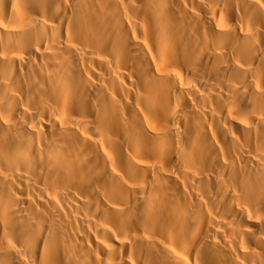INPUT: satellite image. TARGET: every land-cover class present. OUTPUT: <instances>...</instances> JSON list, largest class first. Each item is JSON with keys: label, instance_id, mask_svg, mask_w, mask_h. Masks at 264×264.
Masks as SVG:
<instances>
[{"label": "bare ground", "instance_id": "obj_1", "mask_svg": "<svg viewBox=\"0 0 264 264\" xmlns=\"http://www.w3.org/2000/svg\"><path fill=\"white\" fill-rule=\"evenodd\" d=\"M0 264H264V0H0Z\"/></svg>", "mask_w": 264, "mask_h": 264}]
</instances>
